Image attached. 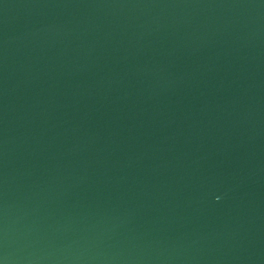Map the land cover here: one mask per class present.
Returning <instances> with one entry per match:
<instances>
[{
  "label": "water",
  "instance_id": "95a60500",
  "mask_svg": "<svg viewBox=\"0 0 264 264\" xmlns=\"http://www.w3.org/2000/svg\"><path fill=\"white\" fill-rule=\"evenodd\" d=\"M0 264H264V0H0Z\"/></svg>",
  "mask_w": 264,
  "mask_h": 264
}]
</instances>
